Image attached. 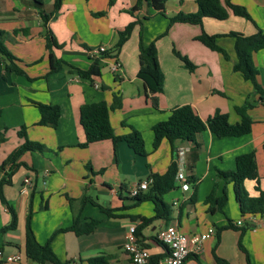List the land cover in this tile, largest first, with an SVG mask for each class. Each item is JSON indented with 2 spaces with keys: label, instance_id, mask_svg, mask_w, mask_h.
I'll return each instance as SVG.
<instances>
[{
  "label": "crops",
  "instance_id": "obj_1",
  "mask_svg": "<svg viewBox=\"0 0 264 264\" xmlns=\"http://www.w3.org/2000/svg\"><path fill=\"white\" fill-rule=\"evenodd\" d=\"M54 1L44 0L41 7L35 0H0V29L8 32L6 45L25 71H6L0 54V131L5 135V141L0 142V181L10 180L3 185V192L18 216L16 228L0 231V264H36L26 254L31 206V226L40 243L64 229L51 241L62 264H133L124 248L129 227H138L142 218L155 216L156 205L152 200L136 202L131 191L152 172L165 173L173 161L179 169L183 167L187 177L189 165L195 163L194 178H189L192 189L176 187L165 194L170 216L151 222L137 233L139 243L151 252L148 264L168 253V247L157 239L158 230L168 224L178 225L189 236L215 228V235L203 243L199 256L202 264H264V219L254 222L248 215L242 216L233 182L218 178L219 170H234L239 155L254 151L255 178L247 179L245 187L251 196L264 190V102L259 94H253L252 81L234 70L238 59L234 37L217 39L228 57L197 39L203 30L210 35L234 31L246 36L264 30V0H231L246 7L251 19L231 13L226 19L204 17L202 25L177 22L172 26L170 18L175 14L197 11L196 0H168L164 13L146 1L131 13L138 0H64L45 27L42 9L51 12ZM137 18L143 24L135 25L117 55L102 58L105 65L101 75L81 77L71 66L50 72L43 35L46 29L58 44L53 48L58 58L88 69L103 56L105 51L100 53V47L112 50L119 31ZM141 38L145 44L159 38L156 44L165 80L163 91L156 95L158 107L138 74ZM179 54L195 64L194 70ZM253 59L259 70L257 81L264 88V49L254 52ZM117 61L121 66L115 72ZM250 96L253 106L249 113L254 119L250 133L218 137L207 129L198 135V149L192 141L176 140L172 144L167 138L153 149L152 128L166 120L173 108L190 104L204 120L220 110L229 115L230 122L237 123L241 117L236 107L243 106ZM116 97L122 105L110 113L115 134L139 130L147 155L136 153L124 140L81 145L86 140L81 107L102 101L112 105ZM33 102L58 104V125H38L40 112ZM23 126L28 138L45 145V150L27 151L16 163L1 169L10 153L25 141L19 135ZM28 176L34 177L33 183L26 182ZM214 188L218 196L226 188L228 201L223 211L212 213L206 199ZM11 218L0 196V229ZM93 219L98 223L91 232L79 234L71 229L75 222L82 226ZM241 219L243 223L238 225ZM16 253L22 254L20 262L5 261L7 255ZM193 257L195 253L190 255ZM93 258L104 261L91 263Z\"/></svg>",
  "mask_w": 264,
  "mask_h": 264
},
{
  "label": "trees",
  "instance_id": "obj_2",
  "mask_svg": "<svg viewBox=\"0 0 264 264\" xmlns=\"http://www.w3.org/2000/svg\"><path fill=\"white\" fill-rule=\"evenodd\" d=\"M38 6L43 7L44 0H35ZM64 0H55L53 4V10L51 12H45L42 9V15L44 20V26L53 16L55 12L61 8ZM143 1L150 4L156 11L164 13L168 0H138L137 4L130 9L131 13L140 9ZM198 9L196 12L184 13L180 12L170 18V26L177 22H188L192 24L203 23L204 17H213L217 19H226L231 13L239 16H243L247 19H251V15L246 7L233 3L231 0H196ZM104 14L103 12H100ZM149 18V16H145ZM143 24V20L137 18L130 22L124 29L119 31V38L112 50L105 51L103 56L97 57L88 69H82L75 65L58 58L53 48L58 46L52 33L47 29L44 32V36L47 40V47L49 49V61L50 72L60 70L62 67L71 66L76 72L85 78H93L99 76L102 73L104 67V61L102 58L110 57L114 54H118L123 44L129 39L135 25ZM8 32L0 29V54L4 58V68L6 71H15L18 74H24L25 71L18 65L19 59L9 50L6 45V38ZM222 36H232L235 38V48L237 52V61L234 63V70L243 74L244 78L251 80L254 85L253 94H259V99L264 102V88L257 81L259 74L258 67L255 65L253 54L254 52L264 49V30H259L253 35H243L238 32H230L228 34L210 35L205 30L198 36V40L213 50L219 51L228 57L227 51L222 48L217 39ZM160 38V37H159ZM157 38L149 44H145L141 38L140 41V70L139 77L143 79L147 94L151 96L152 103L155 107L159 106L157 94L163 91L164 88V72L162 70L157 49ZM115 52V53H114ZM180 55V54H179ZM182 60L190 70H194L195 64L192 63L187 57L182 56ZM252 96H250L243 106L236 107L241 120L237 123L230 122L229 115L227 113L217 110L213 115L204 120L200 117L194 107L190 104L177 106L172 109L170 116L166 120L159 121L153 126V149L157 150L162 141L167 138L173 144L176 140H186L195 143L196 148L200 147L198 142V135L209 129L218 137L225 136H242L252 131L254 119L249 113V109L253 106ZM40 112V119L37 122L38 125L56 127L61 117V107L58 104L33 102ZM122 105L121 100L116 97L112 105L107 104L105 101L98 103L85 104L80 109V121L85 131L86 140L82 143V146H88L89 144L101 140L112 139L115 143L120 140H124L128 145L138 154L147 155L148 151L145 146V139L139 130L132 128L130 132L124 135L115 134L114 128L111 123L110 113L111 110L120 108ZM1 112V111H0ZM19 135L25 138V141L10 153L7 159L3 162L1 169H4L9 163H16L27 151H44L46 146L30 140L27 136V127L23 126L19 131ZM5 141V135L0 131V142ZM264 148V145H263ZM25 164V163H24ZM195 163L189 165L190 174L189 178H194ZM256 155L254 151L241 154L237 157L236 168L234 170L218 171V178L225 179L226 181H232L234 192L237 201L240 204L242 216L249 214H261L264 213V190L258 195L251 196L246 187L245 181L250 178H255L256 172ZM179 170L178 163L173 161L167 171L163 174L152 172L148 178H152L151 183L147 191H139L134 196L136 202H142L144 200H152L156 205V215L151 218H142V223L137 227V233H140L151 222L168 218L171 214V207L165 201L164 195L175 189L176 175ZM12 173H9V177ZM10 180L4 178L0 181V196L2 201L8 206L11 212V221L8 225L0 229V231H6L17 227L18 216L15 208L9 204L4 192L3 185ZM228 201L227 189H224L222 195L216 194L215 188L211 194L207 197L206 203L209 204V212L215 213L223 211ZM110 215H112L109 208L104 207ZM32 206L27 219L26 228V254L27 256L36 262V264H45L46 261H53L57 264H62L57 255L55 254L51 241L55 234L60 230H56L49 241L42 244L38 241L37 236L31 226L32 218ZM98 221L92 220L90 223H86L82 226L75 222L71 227L77 233H88L95 229ZM66 229V228H65ZM70 229V228H69ZM243 248V246L241 245ZM159 260V259H158ZM158 260L154 264H158ZM91 263L96 261L103 263V258H93Z\"/></svg>",
  "mask_w": 264,
  "mask_h": 264
},
{
  "label": "built area",
  "instance_id": "obj_3",
  "mask_svg": "<svg viewBox=\"0 0 264 264\" xmlns=\"http://www.w3.org/2000/svg\"><path fill=\"white\" fill-rule=\"evenodd\" d=\"M104 51H106V48L100 47L99 52L102 53ZM120 66V62H115L113 65V70L115 72L118 71ZM181 153L183 154L184 151L182 150ZM33 180V176H28L26 178V182L29 184L33 183ZM152 182V178H147L141 181L136 187L133 188L131 194L135 196L139 191L148 190ZM175 186L177 188H181L183 191H190L192 189L191 183L183 167L177 172ZM248 217L251 221L258 222L264 219V213L249 214ZM242 223V219L237 221L238 225H241ZM213 235H215L214 227H210L206 232L191 236L181 232L178 225L176 224H168L160 228L157 232V239L168 247V253L158 260V264H202L199 256L203 251V243ZM124 248L129 254L133 264L149 263L151 259V252L147 247L142 246L139 243L136 225H131L129 227ZM192 253H195L196 257L190 258ZM2 254L3 252L0 251V256H2ZM4 259L7 262H20L22 260V254L16 253L7 255Z\"/></svg>",
  "mask_w": 264,
  "mask_h": 264
},
{
  "label": "rangeland",
  "instance_id": "obj_4",
  "mask_svg": "<svg viewBox=\"0 0 264 264\" xmlns=\"http://www.w3.org/2000/svg\"><path fill=\"white\" fill-rule=\"evenodd\" d=\"M172 192H173V191H172ZM172 192H171V193H172Z\"/></svg>",
  "mask_w": 264,
  "mask_h": 264
}]
</instances>
